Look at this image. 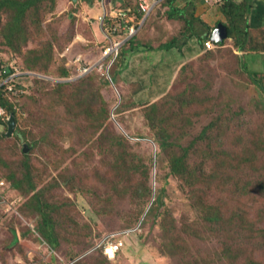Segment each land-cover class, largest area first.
I'll use <instances>...</instances> for the list:
<instances>
[{"label": "rangeland", "instance_id": "rangeland-1", "mask_svg": "<svg viewBox=\"0 0 264 264\" xmlns=\"http://www.w3.org/2000/svg\"><path fill=\"white\" fill-rule=\"evenodd\" d=\"M159 2L161 4L155 14L157 19L153 21V30L158 29L156 34H153L154 39H145V35L150 32L147 29L152 25L150 20L140 26L132 25L136 32L130 38L129 26L126 27L127 32L121 25L115 32H110L104 25L105 16H116L119 12L126 11L122 1L115 0H95L93 4L85 0L76 3L72 0H57L56 7H51L52 3L47 1L43 6L45 13L41 30L31 34L27 46L22 45V48L16 44L10 49L0 31V57L20 71L31 73L22 79L25 82V93L12 94L10 97L12 102H16L20 114L15 133L8 136L7 127L1 124L0 128V132L4 134L0 139V180L7 181L6 185L0 187V263L194 264L200 260V264H264V236L256 231L255 235L251 234L252 225L258 232L264 229V213L256 211L264 210V203L259 200L262 197L261 191L254 194L251 191L253 187L246 184L251 178L254 184H257L259 163L242 162L239 168L235 166L233 169V158H226L229 178L211 191L212 203L218 207L223 205V232L212 233L204 220L205 213L196 206V200L191 198L192 192L189 188L180 178L169 176L170 152H164L159 143L154 141L155 134L146 122L143 106H140L144 101L136 102L131 94L139 85L124 87L120 81L122 75L119 76L120 83L113 81V75L119 71L122 63L124 67L125 57H119L114 66L112 62L119 55L121 47L125 48V43L132 37L141 38L144 42L148 40L150 44L172 41L174 37L182 41V29L169 31L170 27L165 22L169 17L166 11L173 8L167 0ZM194 3L203 8L204 12L215 10L214 6L205 0H194ZM171 12L172 10L169 13ZM208 14H211L209 21L214 26L217 18L213 19V15H216V12ZM151 18L153 19L154 15ZM218 19H223V15ZM176 21L182 26L185 20ZM74 27L79 31L81 39L88 43L78 49V55H74V49L70 47L72 59H81L77 62V75H59V65L63 63V59L58 53L46 72L33 67H29L30 70L26 69L28 67L21 69V62L25 65L28 49L40 47L41 42L56 34L59 28H62V33L66 32L68 35ZM109 32L113 42L121 43L119 48H116L117 54L115 52L104 57L97 53L96 45L106 42L105 44L109 43L110 46L112 39L108 37ZM117 32L118 36L115 35ZM60 43L63 52L66 44H63L62 39ZM214 50L216 52L212 55L206 56L204 52L185 63L169 93L163 98L174 100V107L177 108V101L181 103L184 123L181 125L175 121V124H180L178 138H181L183 144L189 143L200 134L204 125L219 116L222 117L224 126L230 129L224 133L225 137L223 136V146L230 149V155L241 153L242 149L234 140L243 134L263 151L262 133L256 129L250 135V127L259 125L262 121L258 117L259 102H252L253 98L258 99L260 96L259 90L240 70V58H245L236 54L231 44L224 49L221 46ZM170 66V61L163 66L166 78V74L170 75ZM86 67L94 70L91 73L94 76L93 82L104 97L101 103L104 102L111 110V121L116 126L115 129L130 135L132 143L140 140L141 143L133 146L145 160L143 169L149 172L150 179L141 174L123 176L118 169L112 170V165L104 164L103 158L97 152L89 151V144H80L81 138L76 129L82 130L83 124L81 126L79 123L81 118H73L80 112L82 100L76 98L70 89H67L64 96V92L56 88L59 82L76 81L80 69ZM251 67L264 72V63L253 62ZM147 79L146 77L145 80ZM163 85L166 83H162ZM185 101L189 103L184 104ZM118 108L122 110L119 111ZM238 108L246 114L239 130L240 134H236L239 133L236 127L240 120L232 113L233 109ZM18 130L24 137L20 138L19 134H16ZM141 136L147 138H140ZM154 154H157V159L151 160ZM26 161L31 165L33 174L38 176L37 191L41 189L45 199L57 204L56 211L59 212L56 213L55 219L62 242L59 250H54L37 231L42 218L36 209L29 206L33 193H28L27 187L20 190L12 186L10 176L15 174L17 178L22 177ZM61 168L70 174L67 178L60 177ZM146 178L153 190V194L148 198L146 195L141 196V189L147 183ZM262 181L264 180L259 183ZM136 184L140 188L138 196L134 195L132 189ZM162 190L164 205L157 209L151 218L147 216L148 219L141 226L147 213L146 208L152 206V201ZM202 194L203 192L199 197ZM145 209L146 213L142 215ZM251 209L250 224L243 228L240 226L241 221L234 220V215L241 216V210L247 212ZM174 226L176 229L170 240L175 242L173 246L168 247L167 237L170 233H167V229L172 232ZM111 234L116 235L114 238L117 240L124 241L115 259H110L104 253L106 258L98 251H104ZM165 235V250H161L162 237ZM225 244L231 245L230 251L223 250ZM237 256L238 259L234 260Z\"/></svg>", "mask_w": 264, "mask_h": 264}, {"label": "trees", "instance_id": "trees-1", "mask_svg": "<svg viewBox=\"0 0 264 264\" xmlns=\"http://www.w3.org/2000/svg\"><path fill=\"white\" fill-rule=\"evenodd\" d=\"M47 1L52 3L51 7H56L57 0H0V31L6 40V45L10 49L16 44H18L20 48H22V45L27 46L31 34L35 31L41 30L43 15L45 13L43 6ZM72 1L76 3L84 0ZM85 1H88L91 4L95 2V0ZM115 1L119 2L121 0ZM253 1L254 0H242L241 2H235L233 0H223V2L219 3L218 7L221 15H223V19H220L211 30L209 29L208 33L200 36L201 45L204 48H207L206 42L212 40L213 29L222 22L228 28V36L223 42L215 41V46L221 47L230 43L232 49L236 48L249 53L264 52V26L254 27L249 21V15L253 8ZM173 2L174 0H167V3L170 5ZM160 4L161 2H159L158 5ZM122 6L126 9V17L116 18L112 17L111 14H107V17L110 20L109 22L111 23L110 32H113L114 27L119 23L126 25L127 27H131L132 25L140 26L143 23L146 13L142 9L139 0H131V2L130 0H124ZM182 10L184 11L180 12L183 13L186 8H183ZM194 14L196 15V13ZM187 23L190 24V21L187 20ZM33 26H36V28H33ZM65 35L66 32L62 33V28H59V31H57L56 34L44 39L41 42L42 45L40 47L28 49L24 61L26 66L21 62V69L24 70L25 67H28L26 69L30 70L29 67H33L46 72L49 70L56 53H58L60 58L63 59V63L59 65V75H61V77H70L71 75H74L78 63L76 62V57L72 59L69 50L73 48L74 55H76L78 49L87 46L88 43L81 39L79 31L77 32L75 27L74 30L66 35V37ZM115 35L118 36L119 32ZM135 38L132 37L129 39L127 43H125V48L121 47V51L114 60L112 66L117 63L119 57L124 58L131 49L139 47V44L134 40ZM61 39L63 40V44H66L63 48V52L62 44L60 43ZM105 43L106 42H99V44L96 45L98 48L97 53H100L102 56L109 46V43H107V45ZM213 49H207L205 52L206 56L214 54L216 51ZM240 62V70L246 75V78H248L250 82L252 81L255 84V87L259 90L260 94L258 99L253 98L252 102H259L257 110L259 113L258 117L262 123L250 127V135L258 129L259 133H262L261 138H264V72L249 68L247 63L241 58ZM122 70L123 63L121 67H119V71L113 75V81L116 84L119 82V76L121 75ZM93 71L94 70L77 78L76 81L59 82L57 83L58 86L56 88L57 90L64 92V96L65 93H67V89H70L74 95H76V98L82 100L80 103V112L75 114V117L73 118H81L79 123H81V126L83 124L82 130L76 129V133L81 138V140H79L80 144L83 146L89 144V151L93 150L97 152V154L103 158L104 164L112 165V170L118 169L117 171L122 172L124 174L123 176L141 174L145 175V177L147 175V178L150 179L149 172L144 171L143 169L145 166V160H143L140 156L141 153L137 152L133 146V144L137 145L138 143H141L140 140L132 143L130 135H127V133L122 130L118 131L115 129L116 126L111 121V110L108 106L104 105V102L101 103V100H103L104 97L100 89H98V86L93 82L94 76L91 75ZM77 73L75 75H77ZM2 80L3 77L0 76V82H2ZM18 87H20L21 95L24 94V86L18 85ZM169 91L156 101L144 102L143 105L140 106H143L142 111L146 118V122L155 134V138H153L154 141L159 143L164 152H170L169 176L180 178L186 187L189 188L190 192H192L191 198L196 200V206L205 213L204 220L208 223L207 226H209V230L212 233H218L219 231L222 233L224 225L223 205L218 207L212 203L213 197L211 196V191L229 178V169L225 162L226 158L229 157V160L233 158V161L235 162L233 169L237 166L239 168L242 162L249 163V161H251V163H259V174L256 175V178H258L256 180L257 184H254L252 178L250 181L246 182V184L253 187L252 190L250 187L249 188L254 194L259 190L261 191L260 195H262V197L259 198V200H262L264 203V181L259 183L260 180H264V149L262 151L261 147L257 146L253 141L250 142L251 139L243 134L236 137L234 140L237 146L242 149L241 153L239 155L236 153H233V156L230 155V149L223 146L224 133L230 131V129L224 126L223 119L219 116H217L212 122L208 123V125H204L202 131L196 138L192 139L187 144H183L181 138H178V128L180 127V124L183 125L184 123V115L180 108L182 106L180 105L181 103L177 101L179 106L178 108L174 107V105H176L174 100H169L167 98L163 99ZM67 96L68 94H66V97ZM10 97H12V94L7 91L6 87H1L0 104L6 108L7 118L0 121L7 127V131L8 117H10V115H15L17 123L20 122V114L17 105L15 104L16 102H12ZM183 98H185V96ZM86 100H89V102L86 103ZM188 103L189 101L184 102V104ZM117 110L120 111L122 108H118ZM232 113L235 118L241 121H238L236 127L239 131L243 125L242 121H244L246 114L239 108L237 110L233 109ZM175 121L180 124H175ZM16 134H19L18 136L20 138L24 137L23 133L19 132V130L16 131ZM236 134H240V131ZM2 137H4V134L3 132H0V139ZM140 138L144 139L147 137L141 136ZM156 159L157 154L151 156V160ZM25 164V172L22 177L17 178L15 174L10 176V180L13 181L12 186L20 190L27 187V192L33 193L29 200V206L31 209H36L37 213L42 218V223L37 227V231L45 242H47L54 250H59V248L62 247V242L55 219L56 213L59 212L56 211L57 204H53L45 199L41 189L40 191H37L39 184L38 176L37 174H33L31 165L28 161H26ZM61 170L62 168L59 172L61 178H67L70 175L64 170L61 172ZM73 177L74 175L71 176L72 180ZM147 178V183L141 189V196L146 195L148 198L153 194V190L149 186V180H147ZM132 189L134 195L136 194L138 196V190H140V188H138L137 184L132 186ZM241 189L243 191L242 186ZM163 191L164 190H162L158 197L152 201V206L149 209L146 208L147 213L145 212L146 209L143 210L142 215L146 213V216L141 222V226L145 223L146 219L154 216L156 214L155 211L164 205ZM201 192H203V194L199 197ZM252 210L253 209L247 212L241 210V216L238 214L234 215V220L237 222L241 221L242 225L240 226L243 228L248 226V224H250L249 216ZM256 211L264 213V210ZM141 216H139V218ZM175 229V226L172 232L170 229H167V233H170L167 237L169 240L168 247L174 245L175 241H171L170 236ZM236 229L239 231L237 227ZM255 231L259 235L264 236V229H260V232H258L252 225V236L255 235ZM239 232L242 233L241 231ZM162 238L161 250H165L163 247L166 235ZM84 239L86 240V236H84ZM245 239L250 240L249 237H245ZM224 246L225 248L223 250L228 249L227 251H230V244H225ZM98 251H101V254L104 255L102 249H99ZM237 259L238 256L234 258V260ZM194 264H200V260H197Z\"/></svg>", "mask_w": 264, "mask_h": 264}, {"label": "crops", "instance_id": "crops-1", "mask_svg": "<svg viewBox=\"0 0 264 264\" xmlns=\"http://www.w3.org/2000/svg\"><path fill=\"white\" fill-rule=\"evenodd\" d=\"M210 5L214 6V11L212 9L211 11L207 10V12H204L203 8H199L198 5L194 3V0H174L170 5L173 9H171V13H169L171 10L166 11L169 17H167L165 22H167L168 27H170L168 28L169 31H178L180 28L182 29L184 34L182 41H179L180 39L174 37L172 41L165 40L158 44H150L148 40H146L147 42H144L143 39L137 37L136 43L139 44V47L131 49V52L125 57V65L121 74L122 76L120 75V81L124 87H127L128 85L130 88L139 85V88L131 92L132 97L136 102L138 100L153 102L162 97L169 91L182 66L209 49L204 48L200 42V36L208 33L209 29L211 30L213 27V24L209 21L211 14L209 15L208 13L216 12V15H213V19L217 18L216 23L220 20L218 18L221 16L220 9L217 7L219 5ZM157 7L158 6L154 8L149 15V18L145 20L152 21L150 23L152 25L147 29L150 32L145 35V39H154L155 37L153 34H156L158 31V29L153 30V21L155 22V19H157V17H155ZM183 8H186V10L182 13L180 11H184L182 10ZM174 9L177 11L175 12ZM194 13H196V15ZM153 15L154 18L150 19ZM176 19H179L180 21L183 19L185 21L181 26L180 22H177ZM187 20L190 21V24L187 23ZM249 21L254 27L264 26V0L253 1V8L249 15ZM125 32H127V30H125ZM108 37L113 41L112 36L108 34ZM130 37L131 35L129 34V38ZM134 40H136V38ZM228 46H230V44L223 46V49ZM216 48L217 46H215L214 49ZM233 51L238 55H243V58H245L244 61H246L249 68H252L251 65L253 62L264 63V52L249 53L236 48L233 49ZM165 59L167 62L164 63ZM168 61H170L171 64L169 70L170 75L166 74V78L163 66L168 64ZM160 62L162 63V66L159 67ZM157 69L160 71L158 72ZM146 77L148 78L147 80H145ZM162 83H166V85H163V87Z\"/></svg>", "mask_w": 264, "mask_h": 264}, {"label": "built area", "instance_id": "built-area-1", "mask_svg": "<svg viewBox=\"0 0 264 264\" xmlns=\"http://www.w3.org/2000/svg\"><path fill=\"white\" fill-rule=\"evenodd\" d=\"M233 1L241 2L242 0H233ZM158 2H159V0H154V1L140 0L141 7L144 10V12L146 13L143 22H145V20L149 17V15L152 13L154 8L158 5ZM206 2L209 4H219V3L223 2V0H206ZM124 16L125 17L127 16L126 12L122 11V12H119L116 16H112V17L121 18ZM105 19H106L107 23L105 22L104 25L107 26L110 30L111 29V23L109 22L110 20L107 17V15L105 16ZM120 25H121V27H123V29L127 30L126 25H122L119 23L114 27V31H116L117 27H119ZM119 29H122V28H119ZM129 29L130 30H128V31H129L130 35H132L136 32V29L134 27H129ZM108 34H110V32ZM120 43L121 42H113L112 41V44L110 46H108V48L105 50L104 57H108V56H110V54H113L115 52L117 54L116 48H119ZM206 45H207V48L211 49V48L215 47V42L213 40H208L206 42ZM80 61H81L80 58L76 59V62H80ZM80 70L81 71H79L78 76L89 73L91 71V67H86L83 70L82 69H80ZM81 72H83V73L80 74ZM29 74H31V73L27 72V71H20L17 67L12 66L11 64L4 61L0 57V76L3 77L2 82H0V88L5 86L9 93L15 94V95L19 94L21 92V90H20V87H18V85L25 86V83H24V81H22V79ZM5 117H6V108L0 104V120H4ZM1 124L2 123L0 121V128L2 126ZM6 183H7L6 180H0V187L6 185ZM115 236L116 235L111 234V236L108 238L107 245L104 249L105 255L108 256L110 259H115L117 254L119 253L120 249L124 245V241L117 240L116 238H114Z\"/></svg>", "mask_w": 264, "mask_h": 264}, {"label": "water", "instance_id": "water-1", "mask_svg": "<svg viewBox=\"0 0 264 264\" xmlns=\"http://www.w3.org/2000/svg\"><path fill=\"white\" fill-rule=\"evenodd\" d=\"M121 1L123 2L124 0ZM227 36H228V28L224 23L221 22L214 29L212 40L216 42H223V40L226 39ZM16 126H17L16 117L15 115L12 114V116L9 118L8 121V132H7L8 136H11L15 133ZM26 150H28L27 146H26Z\"/></svg>", "mask_w": 264, "mask_h": 264}, {"label": "clouds", "instance_id": "clouds-1", "mask_svg": "<svg viewBox=\"0 0 264 264\" xmlns=\"http://www.w3.org/2000/svg\"><path fill=\"white\" fill-rule=\"evenodd\" d=\"M103 56H104V55H103ZM91 71H92V70H91ZM84 75H86V74H83V75L77 76V78H80V77H82V76H84ZM77 78H76V79H77Z\"/></svg>", "mask_w": 264, "mask_h": 264}]
</instances>
